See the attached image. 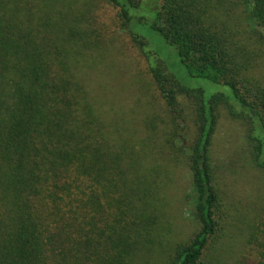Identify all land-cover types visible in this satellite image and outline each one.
Returning a JSON list of instances; mask_svg holds the SVG:
<instances>
[{
	"label": "trees",
	"instance_id": "1",
	"mask_svg": "<svg viewBox=\"0 0 264 264\" xmlns=\"http://www.w3.org/2000/svg\"><path fill=\"white\" fill-rule=\"evenodd\" d=\"M107 1L170 110L177 111L178 95L194 102L187 167L199 228L172 248L167 264H203L222 230L209 155L220 105L248 121L253 159L264 170V80L249 72L255 60L245 57L241 38L245 21L263 62L264 0H229L226 7L222 0ZM143 9L153 10L151 27L190 76L228 86L231 96L205 97L181 84L133 29ZM54 10L49 0H0V264H135L155 245L158 206L141 159L128 145L111 143L72 79L69 58L83 53L78 41L82 48L91 42L67 22L52 21ZM260 255L256 264H264Z\"/></svg>",
	"mask_w": 264,
	"mask_h": 264
},
{
	"label": "rangeland",
	"instance_id": "2",
	"mask_svg": "<svg viewBox=\"0 0 264 264\" xmlns=\"http://www.w3.org/2000/svg\"><path fill=\"white\" fill-rule=\"evenodd\" d=\"M41 1L32 0V4ZM49 1L55 7L52 21L67 22L91 42L88 48H82V41H78L75 48L83 53L69 58L72 79L82 85L83 96L95 109L111 143L128 145L141 159L152 200L158 206L155 245L144 259L137 257L135 264H167L172 248L189 242L199 228L191 212V176L187 167L188 147L197 130L194 102L178 95L177 111L170 110L113 4L107 0ZM222 3L226 7L229 0ZM229 13L237 14L235 10ZM141 15L142 20L134 23L133 29L147 38L149 48L181 84L201 89L205 97L217 92L231 96L228 86L190 76L173 47L151 27L153 10L143 9ZM242 24L245 31L241 38L248 52L245 57L255 60L249 72L264 80V61L254 52L255 32L250 31L251 26L247 28L245 21ZM215 114L209 155L220 197L217 219L222 230L205 249L202 262L256 264L264 252V170L253 159V141L248 137L245 117L233 114L224 104Z\"/></svg>",
	"mask_w": 264,
	"mask_h": 264
}]
</instances>
